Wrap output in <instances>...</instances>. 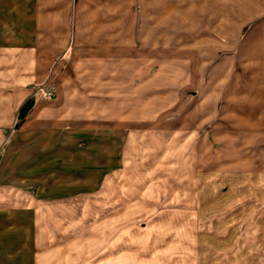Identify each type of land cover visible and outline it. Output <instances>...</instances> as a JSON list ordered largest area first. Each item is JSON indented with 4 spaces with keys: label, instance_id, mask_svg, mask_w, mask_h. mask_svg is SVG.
<instances>
[{
    "label": "rangeland",
    "instance_id": "rangeland-1",
    "mask_svg": "<svg viewBox=\"0 0 264 264\" xmlns=\"http://www.w3.org/2000/svg\"><path fill=\"white\" fill-rule=\"evenodd\" d=\"M243 4L135 0L136 34L122 11L119 44L42 59L40 77L0 61V198L28 211L0 219V238L31 227L34 248L58 246L67 264H264V82L242 60ZM26 96L64 112L27 145L23 180L2 164ZM64 159L69 174L50 165Z\"/></svg>",
    "mask_w": 264,
    "mask_h": 264
},
{
    "label": "crops",
    "instance_id": "crops-1",
    "mask_svg": "<svg viewBox=\"0 0 264 264\" xmlns=\"http://www.w3.org/2000/svg\"><path fill=\"white\" fill-rule=\"evenodd\" d=\"M134 1L0 0V61H32L37 71L36 74L40 77L42 59L49 61L77 60L81 58L80 55L86 48L84 46L92 44L93 41L97 45L104 46L110 43L109 39L112 38L119 44L122 11L128 12V29L129 31L132 29L133 34H136V15L133 13L134 7L132 6ZM246 1L248 4H243L241 20L242 39L240 44L244 46L241 48L242 60L258 62L257 67L262 70H258L257 79L259 82H264V0H254V4H249V0ZM122 3L126 6L122 7ZM225 28L232 29V26L227 25ZM225 34L229 35L231 32L226 31ZM42 48H45V53H49L48 56L42 57ZM72 91L75 92L74 87ZM22 92L28 93L25 90ZM26 97L28 99L22 101L18 107L19 125L22 127L19 131L13 132L9 138L12 147L8 148L6 156L11 159L10 161L4 160L5 164H2V171L18 174L19 178H23V180L30 177L25 172L32 171V165L26 161V157L36 154L34 152L35 154L29 153L28 155L27 145L33 142V146L35 142H40V128L52 118L55 120L56 117L57 119L63 118L64 112L59 115H51V112L45 108V102L42 104L36 101L34 96ZM257 108L264 109V90L258 92ZM26 109L28 110L26 111ZM70 133V137H74L73 141H84L85 139L82 132L75 134L72 131ZM63 137L64 135H62V139L65 140ZM86 152L87 150L81 149L80 156ZM64 161L65 159L60 162L51 161L50 165L60 173L69 174L67 170H71V167L67 168V166L74 167V165L72 163L65 164ZM76 163H78L77 159ZM41 200H53V198H41ZM11 203L13 202L8 203L5 198H0V219L7 218L17 222L23 215L22 213L28 211L12 207L15 204ZM34 204H37V201ZM32 209L34 217L38 212L34 207ZM7 219L4 222L6 225L8 224ZM6 225H2V227ZM35 226L34 218L33 228ZM9 229L24 232L26 238L23 233L20 235L18 232L14 233L15 237L21 236L18 240L5 242L0 238V264H29L28 260L31 262L30 264H67L65 256L62 262L61 254L64 252L58 246L34 248L37 234L31 233V227L26 228L21 224L20 227L12 225ZM25 229L27 230L25 231ZM28 255L29 257L26 258Z\"/></svg>",
    "mask_w": 264,
    "mask_h": 264
},
{
    "label": "built area",
    "instance_id": "built-area-1",
    "mask_svg": "<svg viewBox=\"0 0 264 264\" xmlns=\"http://www.w3.org/2000/svg\"><path fill=\"white\" fill-rule=\"evenodd\" d=\"M47 94H48V97H49V98H52V97H54V95H55V93H54L53 90H49V91L47 92Z\"/></svg>",
    "mask_w": 264,
    "mask_h": 264
}]
</instances>
